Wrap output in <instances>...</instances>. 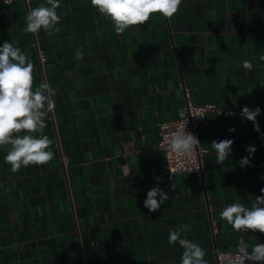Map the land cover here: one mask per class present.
<instances>
[{
	"label": "crops",
	"instance_id": "1",
	"mask_svg": "<svg viewBox=\"0 0 264 264\" xmlns=\"http://www.w3.org/2000/svg\"><path fill=\"white\" fill-rule=\"evenodd\" d=\"M40 4L0 5V46L12 41L28 55L33 89H55L43 133L53 160L13 173L0 148V264H179L183 249L168 235L184 225L182 238L205 250L207 264L216 251L264 242L220 217L233 202L250 207L264 188V0H182L171 18L154 14L123 34L90 0H60L59 31L25 33ZM184 87L192 102L215 107L197 129L204 180L169 175L158 146L157 124L185 114ZM242 106L262 110L259 133ZM223 139L234 143L219 165L211 143ZM249 145L257 150L241 167ZM157 184L169 199L149 212Z\"/></svg>",
	"mask_w": 264,
	"mask_h": 264
},
{
	"label": "clouds",
	"instance_id": "2",
	"mask_svg": "<svg viewBox=\"0 0 264 264\" xmlns=\"http://www.w3.org/2000/svg\"><path fill=\"white\" fill-rule=\"evenodd\" d=\"M90 2L93 8L112 22L117 34L147 24L154 14L171 18L179 11L182 4V0H90ZM4 3L11 5L12 0H4ZM59 7L60 0H46V5L40 4L31 8L26 18L25 33L36 34L43 29L51 35L52 31H59L56 27L61 20L56 11ZM74 56L77 60L83 59V49L77 48ZM243 66L246 69L252 67L247 60L243 62ZM33 68V63L21 48L12 41L3 42L0 46V148L6 149L4 161L11 166L10 170L13 173L18 172L22 167L48 164L54 158V153L50 150L53 141L43 133L46 127V114L55 106L52 99L55 89L47 83L33 89ZM261 112L259 107L250 109L248 106H242L241 110L242 118L253 122L254 130L258 133L260 127L257 117ZM179 114L183 116V109L179 110ZM166 139L170 153L180 158L181 168L184 167V158L190 157L196 146L200 144L199 139L186 131L185 126L172 131L170 137ZM233 143L232 139L212 141L211 145L216 150V164H225L231 154ZM256 150L255 146H247L246 151L249 155L241 158L239 165L248 166L251 154ZM194 169L199 167L186 168L189 173ZM160 179L156 177L158 182ZM261 179H264V176ZM260 192L262 195L256 196L250 207L240 202L227 205L220 213L221 219L230 224L235 231L264 234V188H261ZM168 199V194L157 184L147 192L144 207L149 212H155ZM190 227L191 225H184L177 230L169 229L168 241L171 244L178 243L183 249L179 264H207L204 259L205 250L189 239L182 238V232L188 231ZM231 255L233 258L229 260V264H245V262L264 264V242L255 244L251 251L241 242Z\"/></svg>",
	"mask_w": 264,
	"mask_h": 264
},
{
	"label": "built area",
	"instance_id": "3",
	"mask_svg": "<svg viewBox=\"0 0 264 264\" xmlns=\"http://www.w3.org/2000/svg\"><path fill=\"white\" fill-rule=\"evenodd\" d=\"M22 1L28 5L32 0H12L13 2ZM0 5H6L4 0H0ZM39 59L41 63H44L46 60V55L42 50L38 51ZM184 96L186 100V111L184 116L175 121H161L157 124L160 140L158 146L162 149L166 169L169 175L189 173L186 168L189 166H198L199 169H194L192 172L196 174L200 180H204V169H203V157L207 153V149L199 145L196 146V149L190 157L184 158V167L181 168L179 165L181 163L180 158L174 157L169 150L167 144V137H170L172 131L179 129L181 126L186 127V131L191 132L197 137V129L199 124L204 121L207 112L215 109L214 105L211 103L197 104L191 101L190 91L187 87H184ZM228 113L235 112L234 110L227 111ZM241 112V111H240ZM197 115L203 116L199 117ZM235 251H216L215 253V264H229V260L232 257V253Z\"/></svg>",
	"mask_w": 264,
	"mask_h": 264
}]
</instances>
